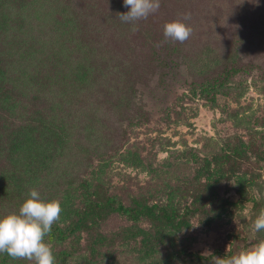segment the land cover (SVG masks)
<instances>
[{
    "label": "rangeland",
    "instance_id": "rangeland-1",
    "mask_svg": "<svg viewBox=\"0 0 264 264\" xmlns=\"http://www.w3.org/2000/svg\"><path fill=\"white\" fill-rule=\"evenodd\" d=\"M80 1L96 11L113 5ZM254 1L161 0L133 33L114 16L93 22L86 9L0 0V39L16 46L0 48V218L18 214L32 189L60 200L53 225L63 230L94 192L124 206L161 205L175 193L180 208L214 192L248 202L222 216L189 215L178 232L156 217L107 213L52 242L55 264H213L264 240L253 227L264 209V0ZM185 13L191 37L165 41L163 26ZM255 24L263 30L252 33L256 43L235 50ZM156 54L172 60L175 75L156 68ZM233 63L242 71L212 88L209 80ZM105 82L107 93L75 102ZM4 259L34 264L0 253Z\"/></svg>",
    "mask_w": 264,
    "mask_h": 264
},
{
    "label": "trees",
    "instance_id": "trees-1",
    "mask_svg": "<svg viewBox=\"0 0 264 264\" xmlns=\"http://www.w3.org/2000/svg\"><path fill=\"white\" fill-rule=\"evenodd\" d=\"M119 1L122 3L121 8H113V6L116 5L115 1L113 0V5L112 7H109V9L103 11L97 8L99 14H97L98 11H96V4L92 3V1L88 6H86V3H81L80 0H47V3H51L54 7L62 6L65 9L67 8L70 12L75 9L73 12H77L80 15H81L80 10L82 11L87 10L93 15H95L93 22L96 23V21L100 22V21L108 20L110 19L108 17H112V16H114V18H112L111 20L116 19V21L117 20L121 21L119 17H117V13H125V11L123 9L124 1L121 0ZM211 7L212 6L207 8L206 11L210 12ZM91 9L93 11H91ZM188 9H190V7H188L187 10ZM87 11H86V15H87ZM79 22L80 24L84 23V26L85 24H91L90 23L91 21H88V19L86 18L80 20ZM116 24L118 25V22H116ZM228 24L223 26H227ZM103 25L104 24H102V26ZM40 27L49 31V29L42 24L40 25ZM97 27H101V26L98 24ZM257 31H263V30H260L258 26L255 24L254 29L250 28L249 31L250 35H247L245 38H240L239 41L240 44L235 47V50L236 49L238 50L239 48L242 47H249L251 44L256 43L257 35L252 36V33H255ZM211 39L215 40L214 38ZM0 41L3 42V45H0V48L2 49L3 52L16 50L15 49L16 46L10 45L8 41L3 39H0ZM83 45L87 47L86 42H84ZM155 57L157 59L156 61L158 63H161L160 65L156 64L157 66L156 68L161 69V67L163 66H168L170 73H172V70L178 69L172 66V60H170L169 58L159 54H156ZM151 63L154 64V61H151ZM234 65L235 63H233V66H225L224 70L218 73L216 78L209 80L216 82V83L214 82L213 85H211L212 88L223 86L224 81H228L233 74L242 71L241 67L236 68ZM173 73L174 75L176 74L175 72ZM173 73L171 75H173ZM217 83H219L218 86ZM203 89L206 91L209 88L204 87ZM85 90L79 92L78 94L79 98L75 99L76 103L80 100V98L87 99L89 96L98 94L102 91H105V93H107V82L98 84L94 86V88H88ZM227 155H224L223 157L226 159L229 158L230 155L228 156ZM175 197L178 196L175 193H171L167 201L161 205L159 204L148 205L146 201H144L143 199H134L132 201L131 206H124L123 204L118 203L115 198L102 197L100 193L94 192V195L92 197L89 196L85 197V205L82 209L78 210L76 214L77 219L69 223L64 230L60 229L57 226L52 225L50 236L45 237V241L50 239L52 242L54 241L64 242L70 237L74 236L76 233L88 230V222H91L92 223L91 225H94L97 219H101L107 213H115L121 216H126L132 222H136L142 217H147V218L156 217L163 224L167 225L168 227H171L172 229L178 232L182 230V228H185V226L188 225L186 218L189 215L196 213L205 214L207 212H210L215 217L222 216L225 214H230L232 212L234 213V211H236V209L239 206H241L243 202H248V197L241 196L238 200L231 201L229 199H223V198L219 199L217 198V195L214 192H209L205 194L204 197L199 195L195 196L188 206H183V208H180V202L179 200H176ZM207 207L208 210L206 209ZM189 256H193L191 260L195 262L209 260V257H204L193 253H189ZM7 262L8 261L4 259L0 264H9Z\"/></svg>",
    "mask_w": 264,
    "mask_h": 264
},
{
    "label": "clouds",
    "instance_id": "clouds-1",
    "mask_svg": "<svg viewBox=\"0 0 264 264\" xmlns=\"http://www.w3.org/2000/svg\"><path fill=\"white\" fill-rule=\"evenodd\" d=\"M124 6L130 10L117 13V17L122 22L131 23V31L135 33L139 30L136 22L156 13L161 0H124ZM190 19L191 14L185 13L181 19L166 23L163 26L165 41H187L193 33V28L185 23ZM29 197L18 214L0 218V253L34 264H55L53 243L50 239L45 241V237L50 236L52 225L60 220L61 202L59 199L44 201L36 189L29 192ZM253 227L256 231L264 230V209L260 210ZM213 264H264V240L231 257H215Z\"/></svg>",
    "mask_w": 264,
    "mask_h": 264
}]
</instances>
